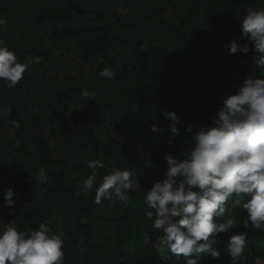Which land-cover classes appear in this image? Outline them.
<instances>
[{"label":"rangeland","instance_id":"1","mask_svg":"<svg viewBox=\"0 0 264 264\" xmlns=\"http://www.w3.org/2000/svg\"><path fill=\"white\" fill-rule=\"evenodd\" d=\"M256 7H264V0H76L71 20L58 26L53 20L66 12L63 0H0V14L8 22L0 39L15 49L19 62L33 60L29 92L25 75L15 87L0 80V112L10 111L9 119L21 124L15 128L0 119V184H9L11 176L17 181L14 209L5 206L4 195L0 199V229L14 219L21 229H37L48 221L64 240L62 264H89L90 237L96 264H185L184 257L170 252L161 258L162 232L145 216L150 210L146 191L163 178L164 157L186 155L196 127L210 123L198 113L213 117L222 98L234 94L244 79L264 74L254 50L229 55L232 41L248 43L241 19ZM67 24L73 34L68 45L60 46L56 38ZM231 29L240 31L225 41ZM36 57L42 58L39 63ZM172 66L179 69L173 92L182 105L161 111L134 105L139 94L161 96V77ZM106 67L114 71V79L98 75ZM81 89L95 90V101L81 98ZM182 108L192 114L180 118L179 133L172 137L162 111L178 116ZM154 121L163 132L150 130ZM189 126L192 132L186 131ZM89 159L105 164L96 170L97 187L112 167L126 166L135 172V191L126 192L124 200L113 196L94 203L95 187L82 191L92 172ZM41 167L48 176L45 182L35 179ZM232 215L237 227L230 234L248 232L236 264H264V232L244 228L242 206ZM127 240L130 251L120 255ZM228 241V235L218 234L220 257L202 256L200 264H232ZM135 244L139 251L132 253Z\"/></svg>","mask_w":264,"mask_h":264},{"label":"clouds","instance_id":"2","mask_svg":"<svg viewBox=\"0 0 264 264\" xmlns=\"http://www.w3.org/2000/svg\"><path fill=\"white\" fill-rule=\"evenodd\" d=\"M241 33L248 41L238 44L232 41L229 55L255 52L258 67L264 68V7L249 8L241 19ZM8 29L7 19L0 14V31ZM42 58L36 57L39 63ZM32 59L18 61L15 49L0 39V80L15 87L24 77ZM243 63V62H242ZM98 75L114 79V71L106 67ZM95 90L81 89V98L95 101ZM11 112H0V119L15 128L20 121L9 119ZM169 120L172 137L179 133L180 118L174 111H162ZM153 133L163 128L154 121ZM186 131L192 132L191 126ZM172 138L168 143L171 144ZM167 169L161 180L146 191L145 216L154 230L161 231L158 252L166 259V252L184 257L185 264H200L202 256L220 257L218 234L229 236L228 249L232 264L244 253L247 231L230 230L237 227L232 210H246L244 228L264 232V74L259 78H246L237 86L234 94L222 98L221 106L211 117L210 123L197 126L191 138L187 154L171 153L164 157ZM87 167L92 170L82 185V191L91 192L95 187L94 203L111 200L113 196L125 199V193L135 191V172L129 167H112L99 186H96V170L105 168L100 159H89ZM31 179H33L31 177ZM40 182L48 179L41 167L35 177ZM12 188L4 192L5 206L14 209ZM228 215H225V213ZM9 215H14L10 211ZM223 218V219H221ZM145 243L149 242L145 234ZM64 240L48 227V221L37 229L18 227L17 219L0 229V264H62Z\"/></svg>","mask_w":264,"mask_h":264},{"label":"trees","instance_id":"3","mask_svg":"<svg viewBox=\"0 0 264 264\" xmlns=\"http://www.w3.org/2000/svg\"><path fill=\"white\" fill-rule=\"evenodd\" d=\"M63 1L66 6V12L63 15H58L56 18L54 17V20H53L54 21L53 24L56 23L57 25L59 24L60 26L70 21L73 16V12L76 10L75 8L76 0H63ZM67 26L68 27L66 28L65 32L56 38V41H58L60 46L68 45V43L70 42V38L72 37L73 32L70 30L69 24H67ZM239 31L240 30L231 29L225 32V35H226L225 41H229L232 37H234L237 33H239ZM183 37L188 38L187 33H185ZM177 70L179 69L176 66H172L168 68L163 74V76L161 77V82H162L161 96H157L155 94H149V93L139 94L136 96L133 104L136 105L138 108L149 107V108H154L157 111H161L166 106L177 107L179 105H182L181 102L176 99L174 92H173V76L175 72H177ZM28 71L29 69L26 70V73L24 75L26 76V83H25L26 91L29 92L31 90L30 85L32 83V80L29 78L30 76H29ZM191 114H192V111H190V109L182 108L178 112V117L187 120L189 119ZM198 115L200 117L207 118L209 122L212 117L204 113L201 114V112L198 113ZM8 182L9 184L5 182L3 184H0V186L3 187V188H0V190L2 191L0 192V199L8 188H12L13 190L16 189L15 186L17 184V181L15 177L13 178V176H11ZM75 215L77 217L76 224L78 225V229H80L82 223H80V219L77 216L76 212H75ZM136 219H137L136 233H140L142 230V223L138 216L136 217ZM162 235L163 233H161V236ZM129 242L130 241L127 240L126 242L122 244L120 248V255H124L125 253L130 251ZM89 243H90V249H91L89 264H96V249H95V246L92 244L91 237L89 238ZM253 247H254V242L249 245L250 249H252ZM131 251L132 253H137L139 251L138 247H136V244L134 245ZM147 264H154V263L148 262Z\"/></svg>","mask_w":264,"mask_h":264}]
</instances>
